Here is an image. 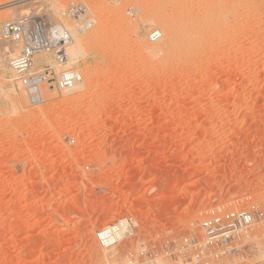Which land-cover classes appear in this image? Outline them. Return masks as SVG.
Segmentation results:
<instances>
[{
	"label": "rangeland",
	"instance_id": "374dc122",
	"mask_svg": "<svg viewBox=\"0 0 264 264\" xmlns=\"http://www.w3.org/2000/svg\"><path fill=\"white\" fill-rule=\"evenodd\" d=\"M53 2L0 11V264H143L141 251L186 264L166 244L191 223L264 209V0ZM73 5L85 9L78 21ZM30 15L84 40L76 62L56 67L77 70L79 89L37 105L9 66L19 47L1 35ZM152 16L161 22L146 29ZM125 219L134 234L101 249L96 233ZM241 244L222 264H260L264 225Z\"/></svg>",
	"mask_w": 264,
	"mask_h": 264
},
{
	"label": "built area",
	"instance_id": "2783aa9c",
	"mask_svg": "<svg viewBox=\"0 0 264 264\" xmlns=\"http://www.w3.org/2000/svg\"><path fill=\"white\" fill-rule=\"evenodd\" d=\"M111 1L119 3L123 0ZM87 25L83 24L81 29L89 28ZM1 35L3 39L19 47L9 66L30 104L37 105L43 102L46 91H64L71 88L68 78L74 77L75 73L56 70L57 66H65L68 63V48L73 40L71 31L62 22L52 24L30 15L4 24ZM161 38L162 33L159 30H153L148 35L151 42H157ZM47 55L52 56V62L40 59ZM76 77L80 83L81 76L77 73ZM257 225H264V209L258 204H252L245 209L211 214L201 221L191 223V232L180 240L167 242V254L186 264H222L225 260L239 255L246 246L241 242L250 236ZM133 234L132 221L125 219L101 228L95 239L101 249L111 250L124 237ZM139 257L149 258L143 264H157L151 260L153 255L148 257L147 251H141ZM129 259V264H135L132 255Z\"/></svg>",
	"mask_w": 264,
	"mask_h": 264
},
{
	"label": "bare ground",
	"instance_id": "6f19581e",
	"mask_svg": "<svg viewBox=\"0 0 264 264\" xmlns=\"http://www.w3.org/2000/svg\"><path fill=\"white\" fill-rule=\"evenodd\" d=\"M54 1V0H53ZM53 1H48V0H5V1H0V11L1 10H13V9H16L19 5H27V4H33V3H37L38 4V2H42V4L44 3V8H45V6H49L48 8H51L52 10L51 11H53V9H56V4H55V2H53ZM160 1H162V0H143V4H147V5H150L151 4V2L153 3V2H155L154 4H156L157 2H160ZM121 2H116V4H120ZM31 6V5H30ZM41 6H43V5H41ZM107 6V5H106ZM105 7V6H104ZM108 9H106V12L107 13H110V14H113V13H115V12H117L118 13V11L120 10L119 8H112V7H107ZM71 10H72V15H73V18L76 20V21H78V20H80V19H82V17L84 16V14H85V9L83 8V7H80L79 5H73V7L71 8ZM6 12V11H5ZM130 12L131 13H135L136 11H135V9L134 8H132L131 10H130ZM149 13V12H148ZM150 18V20L148 21V20H145V26H146V29H148V28H153V27H155V26H153V23H155V22H157V23H160L161 22V19L159 20V19H157V18H155L154 16H152V17H149ZM163 20V19H162ZM88 26H90V24H88L87 25V27ZM150 26V27H149ZM144 26H141V27H139L138 25L136 26V34H138V35H141V33L143 34V28ZM69 29V28H68ZM159 31H161V30H159ZM72 33V32H71ZM74 33V32H73ZM135 33V32H134ZM161 33H162V31H161ZM171 33V32H170ZM199 33V32H198ZM173 34V33H172ZM171 34V35H172ZM197 34V33H196ZM137 35V36H138ZM175 35V34H174ZM195 35V34H194ZM73 36V35H72ZM188 36V35H187ZM74 37V39L71 41V46L69 45V47L70 48H68L69 49V55H70V60L72 61V62H76L79 58H80V56L82 55V43H83V41L84 40H80V38H78V35L75 33V36H73ZM140 37V36H139ZM162 37H163V33H162ZM181 37H183V36H181ZM173 38V37H172ZM191 38V37H190ZM82 39V38H81ZM162 39V38H161ZM160 39V40H161ZM185 40V39H184ZM191 40V39H190ZM195 42V41H194ZM147 51L148 52H151V53H153V54H158V53H161L162 52V49H161V47H159V46H154V47H152V46H148V48H147ZM142 55V54H141ZM47 56H49V55H47ZM140 57V56H139ZM143 57V56H142ZM144 60V59H143ZM145 60H146V58H145ZM149 61V60H148ZM145 62V61H144ZM2 63V62H1ZM147 63V62H146ZM1 67H4V65L3 66H1ZM0 67V68H1ZM5 68V67H4ZM72 72H74L75 73V75H74V77H71V78H68V80H69V85H72L71 86V88H67V89H65L63 92H65V95L66 94H70L71 92H74V91H76V90H78L79 89V85L82 83V81L79 83L78 82V79H77V77H76V75H77V73H78V71L77 70H75V71H72ZM0 81H1V77H0ZM12 86V85H11ZM97 86V85H96ZM97 88V87H96ZM20 89H22V88H20ZM3 89H2V87H1V82H0V100H1V98H4V96H3V91H2ZM82 90V89H81ZM95 91V90H94ZM96 92V91H95ZM86 94V93H85ZM73 98V97H72ZM4 100V99H3ZM23 100H25V99H23ZM71 100V99H70ZM21 105V104H20ZM179 186V185H178ZM66 225V224H65ZM67 227H68V230L71 228L70 227V225H66ZM67 230V229H66ZM143 246L145 247V245L143 244ZM263 255H264V252H263ZM264 257V256H263ZM107 259V258H106ZM261 259V258H260ZM261 262H260V264H264V258L262 259V260H260Z\"/></svg>",
	"mask_w": 264,
	"mask_h": 264
}]
</instances>
